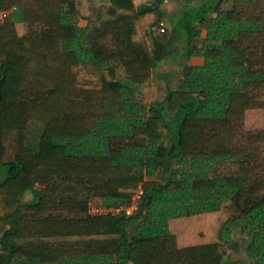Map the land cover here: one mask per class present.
<instances>
[{
	"label": "trees",
	"instance_id": "16d2710c",
	"mask_svg": "<svg viewBox=\"0 0 264 264\" xmlns=\"http://www.w3.org/2000/svg\"><path fill=\"white\" fill-rule=\"evenodd\" d=\"M136 1L0 0V264H264V0ZM179 40L205 64L129 100Z\"/></svg>",
	"mask_w": 264,
	"mask_h": 264
},
{
	"label": "rangeland",
	"instance_id": "374dc122",
	"mask_svg": "<svg viewBox=\"0 0 264 264\" xmlns=\"http://www.w3.org/2000/svg\"><path fill=\"white\" fill-rule=\"evenodd\" d=\"M94 1H105V0H94ZM169 23L165 20L163 22V28L167 27ZM165 25V26H164ZM162 28V29H163ZM167 29V28H165ZM182 44L177 42L175 46V52H178L181 48ZM172 59L175 58V55L171 57ZM180 64H165L162 62L156 70H154V81L152 85L142 91H135L132 90L129 86H125V94L127 98L131 101H137L143 105H145L147 108H150L151 105L154 103L163 100L166 96V92L168 89L170 90H177L179 80H182L184 77V73L180 74V77L177 78V75H172L169 71L170 70H179L180 71ZM181 78V79H180ZM31 131L34 134H38L40 132V127L38 126H32ZM2 178V177H1ZM155 179L159 180V177H156ZM32 199L31 194H27L24 198V201H29ZM94 200H100L98 198L93 199V201L90 202V205H93L96 203ZM231 243L228 245V251H229V257L232 261L237 260H244V264H248L247 260V254L245 252L246 246H247V236L245 233H242L238 230H233L231 233Z\"/></svg>",
	"mask_w": 264,
	"mask_h": 264
},
{
	"label": "crops",
	"instance_id": "0c3cea01",
	"mask_svg": "<svg viewBox=\"0 0 264 264\" xmlns=\"http://www.w3.org/2000/svg\"><path fill=\"white\" fill-rule=\"evenodd\" d=\"M152 2V0H137L136 1V5L137 6H141V5H148ZM161 8L163 9L164 12H166L167 17H166V21L169 23L167 25V29H171V24H170V20L172 19H176L180 16V12L183 11V3L180 0H164L163 5L161 6ZM165 26V25H164ZM208 32L206 29H201L200 30V39L205 40L207 38ZM179 43L182 44L181 48L179 49L178 52H175V58H169L168 60L164 61L165 64H180L181 68L180 71L179 70H170L169 72L172 75H177L179 78L180 74H183V66L185 64L190 65V66H203L205 64V59L202 57H196V56H192L190 58H183L180 50H182L184 48L183 46V42L181 40L178 41ZM202 45V44H200ZM181 79V78H180ZM180 81V80H179Z\"/></svg>",
	"mask_w": 264,
	"mask_h": 264
},
{
	"label": "built area",
	"instance_id": "2783aa9c",
	"mask_svg": "<svg viewBox=\"0 0 264 264\" xmlns=\"http://www.w3.org/2000/svg\"><path fill=\"white\" fill-rule=\"evenodd\" d=\"M16 8L10 10L0 11V30L5 25V23L11 18ZM164 32V28L161 29ZM144 187L139 185L137 187V192L131 197L129 202L125 204H120L119 206H105L101 200H94L96 203L90 206V214L93 216H108V215H119L124 214L126 217H132L136 215L141 210V202L144 197Z\"/></svg>",
	"mask_w": 264,
	"mask_h": 264
}]
</instances>
